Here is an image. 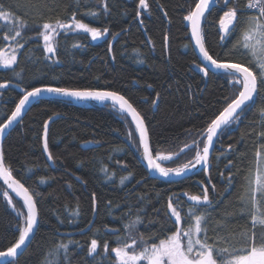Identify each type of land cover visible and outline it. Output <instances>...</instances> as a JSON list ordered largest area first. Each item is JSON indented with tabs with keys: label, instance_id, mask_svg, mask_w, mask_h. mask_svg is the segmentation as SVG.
<instances>
[{
	"label": "trees",
	"instance_id": "1",
	"mask_svg": "<svg viewBox=\"0 0 264 264\" xmlns=\"http://www.w3.org/2000/svg\"><path fill=\"white\" fill-rule=\"evenodd\" d=\"M148 2L149 10L140 9L141 15L137 17L138 0H106L107 13L99 0H81L79 7L74 0H0L2 10L27 20V27L21 30L19 38L25 47L17 53L18 63L12 68L0 66V82L10 81L6 88L0 89V123L11 114L23 89L50 85L109 90L119 92L140 112L154 156L157 152L178 153L184 144H190L197 137L202 147L205 137L200 133L225 107V97L234 98L233 93H238V89H233L228 82L230 78L219 72L204 76L196 67L202 61L191 44L184 20L196 0ZM244 2L239 0L241 10ZM224 10L227 9L217 3L203 20L205 47L213 58L240 62L244 59L243 50L234 45L246 16L252 12L241 11L240 24L227 39L221 40L218 22ZM89 11L99 14L95 18L84 15ZM73 12L84 23L100 29L107 27L109 32L94 41L87 33L60 32L56 38V62L46 59L39 36L40 15L45 20L67 21ZM10 27L0 19V48L14 45L3 39ZM116 33L110 57L108 44ZM17 72L19 78L15 76ZM17 84L20 86L16 87ZM261 107H264V90L251 102L242 119L215 139L209 157V175L200 169L176 180H164L145 168L131 118L110 101L53 96L33 101L0 142L6 166L11 168L13 178L33 194L38 208L35 234L18 257L7 264H41L54 244L69 240L79 246L68 245L67 264H114L115 255L110 249L117 246L118 236H125L124 224L139 214L142 223L136 226L134 236H160L168 230L174 231V217L168 218L169 198L173 197L174 204L187 212L191 202L184 193L202 194L205 186L210 197H214L209 209L211 223H222L221 217L239 212V197L246 187L244 177L251 175L249 170L255 168L256 150L264 144V137L260 135L264 133ZM51 116L54 117L46 137L53 157L49 165L42 150V133L44 122ZM132 135L135 140L130 138ZM194 155L193 148L158 162L174 168ZM105 168L106 171L102 170ZM230 173L231 183L228 182ZM122 177L128 178L121 183ZM5 191L15 208L26 213L22 202L9 193L0 179V251L15 242L20 223L3 195ZM93 194L96 214L92 225L82 233L62 234L88 225ZM77 208L79 215L75 216L72 213ZM246 221L250 227V219L242 215L233 217L227 224L229 228H244ZM187 226L185 223L184 227ZM209 236H213L211 231ZM93 238L98 240V249L89 255ZM105 241L110 246L107 255L103 248ZM48 259L61 264L54 257Z\"/></svg>",
	"mask_w": 264,
	"mask_h": 264
},
{
	"label": "snow or ice",
	"instance_id": "2",
	"mask_svg": "<svg viewBox=\"0 0 264 264\" xmlns=\"http://www.w3.org/2000/svg\"><path fill=\"white\" fill-rule=\"evenodd\" d=\"M79 7L81 0H74ZM220 3L222 8L227 10L219 18V31L221 40L227 39L240 24L239 14L241 11H252V14L246 16L243 26L240 28L239 38L234 48L243 50V57L240 62L222 61L213 58L209 50L205 47V35L202 28V20L207 19V15L211 12L214 5ZM239 0H196L195 6L190 9L184 20L188 22L191 28V37L195 41L196 47L199 49L202 63L197 64L198 70L207 76L209 72L218 71L221 75L228 78L229 84L233 89H238V93L234 92V98L225 97L226 106L219 111L215 118L211 119L206 129L200 133L205 137L202 141L203 147H200V139L197 137L190 144H184L178 153H169L162 155L159 152L153 155L149 144V133L145 126L144 118L140 112L129 102L123 95L117 91H100L90 89H74L66 87H54L43 85L41 87H33L31 90L23 89V95L20 97L15 109L0 123V136H2L7 128L21 116L22 111L33 101L38 100L42 93H55L60 96L72 97L80 100H97L111 101L113 107L118 106L121 113L131 116L135 123L136 132L139 134V147L143 149V159L147 161L148 169L155 170L163 177L170 175L181 176L186 171L201 166L205 175H209L211 168L210 151L215 139L224 133L232 125L237 124L242 119V114L249 108L251 102L264 90V0H247L243 10L238 7ZM99 4L105 13L109 11L106 0H99ZM232 4V7H227ZM150 8L148 0H138L136 15H141L140 9L148 11ZM98 12H85L84 15L93 18L98 16ZM0 19L6 24H10L9 32L5 33L3 39L12 41L14 47L5 45L0 48V65L5 68H12L18 63L19 51H22L25 44L19 42L22 36V29L27 27V20L13 17L11 12L2 10L0 6ZM40 28L39 36L43 40V49L46 59L56 57L58 44L56 38L60 32H83L87 33L91 39L97 40L109 32L107 27L100 29L92 27L88 23H84L77 18V13L73 12L71 18L67 21L57 18L55 21L43 19L41 14L39 17ZM168 36L165 35V43L167 44ZM111 51V43L109 44ZM247 65V66H246ZM255 69V70H254ZM16 77H20V73H15ZM10 81L0 82V89L6 88ZM20 85L17 84L16 87ZM230 100V102H229ZM156 103V101H153ZM261 126H264V107L260 108ZM45 140L43 150L49 153L47 143V132L49 121L44 122ZM264 137V133L260 134ZM135 140V136H130ZM229 145V149H231ZM195 149V155L187 162L177 167H163L158 161L170 160L172 157L179 156L185 150ZM255 168L250 169V176H245V184L243 193L239 197V212L221 217L222 223H211L213 217L209 209L213 206L214 197H210L208 187L202 188V194L184 193L190 206L185 212L182 206L174 204V198L170 197L167 210L169 219L174 217L175 230H168L160 236L145 237L143 234L134 236L132 233L136 231V226L142 223L141 216L137 214L129 223L124 224L125 236L117 237V246L110 249L115 255L114 264H264V144H261L255 153ZM53 157L48 154V159ZM219 157H217L218 159ZM232 164L229 161V166ZM106 171L105 169H102ZM132 173H129L131 176ZM0 178L8 185L18 197L23 199L26 213L15 208L13 200L9 197L8 192L3 193L7 199L8 205L13 207L16 215L20 218L18 224V237L11 246L6 250L0 251V258H17L30 242L35 234L38 224V208L33 194L19 180L14 179L12 170L6 166L3 153L0 152ZM128 177H122L121 183ZM232 175L230 173L228 182L231 183ZM211 183V180L208 181ZM212 191L215 193V185H212ZM227 191V189H226ZM93 209L95 210V195L93 194ZM79 215L76 212L72 213ZM131 214L130 212L128 213ZM246 216L250 219V227L240 228L239 226L229 228L227 222L235 216ZM187 223V227L184 224ZM213 236H209V232ZM220 233H224L220 235ZM78 243L69 240L67 243L60 242L54 244L51 249L45 253L41 264H55L54 260L48 257H54L61 261V264H67L69 260L68 245ZM109 244L104 242L103 248L105 255L109 252ZM98 240L91 239L88 247L89 255L97 253ZM7 264V261H5Z\"/></svg>",
	"mask_w": 264,
	"mask_h": 264
},
{
	"label": "water",
	"instance_id": "3",
	"mask_svg": "<svg viewBox=\"0 0 264 264\" xmlns=\"http://www.w3.org/2000/svg\"><path fill=\"white\" fill-rule=\"evenodd\" d=\"M202 22H203V20H202ZM187 25H188V22H187ZM188 29H189V38H190V41H191V44H192V46H193V48H194V50L196 51V53H197V55H198V57H199V59L201 60V58H200V53H199V49L196 47V45H195V41L192 39V37H191V28H190V26L188 25ZM118 34L116 33L112 38H111V40H110V43H111V45H112V43H113V41H114V39L116 38V36H117ZM109 43V44H110ZM108 44V45H109ZM109 54H110V57H111V51H109ZM224 61V60H223ZM214 72H218V71H214ZM92 90H99V89H92ZM30 91V90H29ZM100 91H109V90H100ZM44 96H53V97H59V98H68V99H72V100H80V99H76V98H72V97H66V96H60V95H58V94H55V93H47V92H44V93H42L41 94V96L40 97H44ZM39 97V98H40ZM89 100H91V99H89ZM33 101H35V100H33ZM33 101L30 103V104H32L33 103ZM82 101V100H81ZM87 101V100H86ZM111 102V101H110ZM16 103H18V102H16ZM112 103V102H111ZM29 104V105H30ZM28 105V106H29ZM27 106V107H28ZM226 106V105H225ZM26 107V108H27ZM14 109H15V107H14ZM13 109V110H14ZM26 110V109H25ZM24 110V111H25ZM24 111H22V113H21V116H22V114L24 113ZM219 113H217V115H218ZM20 116V117H21ZM20 117H18L17 118V120L15 121V122H13V124L9 127V128H7L6 130H5V132H4V134H6V132L14 125V123H16L19 119H20ZM53 117L54 116H51V117H49L47 120L50 122L52 119H53ZM129 118H131V116H129ZM131 121H132V119H131ZM133 122V121H132ZM133 124H134V126H135V123L133 122ZM44 129H45V125H44ZM44 129H43V133H42V150H43V144H44V140H45V135H44ZM135 129H136V126H135ZM4 134L2 135V136H0V142H1V140L3 139V137H4ZM137 135H138V139H139V134L137 133ZM213 146H214V144L212 145V147H211V151H210V155H211V152H212V150H213ZM202 147H203V145H202ZM201 147V148H202ZM140 151H141V155H142V161H143V163H144V165H145V168L148 170V172H150V174H152L154 177H157V178H160V179H164V180H170V179H175L176 180V178H180V177H184V176H186V175H189V174H192V173H194V172H196V171H198V170H200V169H202L201 168V166H197L195 169H192V170H190V171H186L184 174H182L181 176H175V175H170V176H168V177H163V176H161L158 172H156L155 170H151V169H148V167H147V161H145L144 159H143V149L142 148H140ZM43 153H44V156H45V158H46V160H47V163H49V165H51L52 164V159L51 160H49L48 159V154L49 153H45L44 152V150H43ZM78 180H80L77 176H75ZM3 182H4V180H3V178H0ZM5 183V182H4ZM6 184V183H5ZM6 186H7V188H8V191H9V193L15 198V199H18V200H20L21 202H22V204H23V199L21 198V197H18L17 195H16V193L15 192H13L12 191V189H10L9 187H8V185L6 184ZM96 204V203H95ZM93 205V204H92ZM24 206V205H23ZM25 211H26V208H25ZM95 214H96V205H95V210L93 209V211H92V216H91V219H90V222L88 223V225L87 226H85L84 228H82V229H79V230H76V231H69V232H62V234H65V235H73L74 233H82V232H84V231H86L91 225H92V222H93V220H94V217H95ZM16 258H0V262H5V261H9V260H15Z\"/></svg>",
	"mask_w": 264,
	"mask_h": 264
},
{
	"label": "rangeland",
	"instance_id": "4",
	"mask_svg": "<svg viewBox=\"0 0 264 264\" xmlns=\"http://www.w3.org/2000/svg\"><path fill=\"white\" fill-rule=\"evenodd\" d=\"M40 38H41V37H40ZM41 40H42V38H41ZM42 42H43V40H42ZM9 45H10V44H9ZM11 46L14 47L15 45H11ZM0 66H3V65H0ZM159 163H160V162H159ZM161 166H163V165H161ZM163 167H164V166H163ZM6 200H7V199H6Z\"/></svg>",
	"mask_w": 264,
	"mask_h": 264
},
{
	"label": "built area",
	"instance_id": "5",
	"mask_svg": "<svg viewBox=\"0 0 264 264\" xmlns=\"http://www.w3.org/2000/svg\"><path fill=\"white\" fill-rule=\"evenodd\" d=\"M246 3H247V0H245V2H244V7H245ZM251 12H252V11H251Z\"/></svg>",
	"mask_w": 264,
	"mask_h": 264
}]
</instances>
